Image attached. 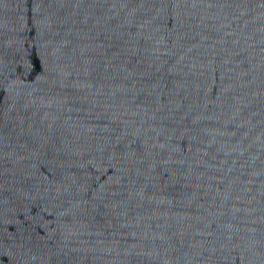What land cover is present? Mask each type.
Returning <instances> with one entry per match:
<instances>
[{
    "label": "water",
    "instance_id": "1",
    "mask_svg": "<svg viewBox=\"0 0 264 264\" xmlns=\"http://www.w3.org/2000/svg\"><path fill=\"white\" fill-rule=\"evenodd\" d=\"M0 264H264V0H0Z\"/></svg>",
    "mask_w": 264,
    "mask_h": 264
}]
</instances>
